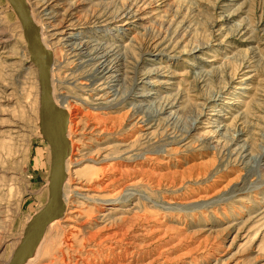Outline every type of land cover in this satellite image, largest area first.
I'll list each match as a JSON object with an SVG mask.
<instances>
[{
    "label": "rangeland",
    "instance_id": "1",
    "mask_svg": "<svg viewBox=\"0 0 264 264\" xmlns=\"http://www.w3.org/2000/svg\"><path fill=\"white\" fill-rule=\"evenodd\" d=\"M29 3L47 42V31L73 23L103 43L123 79L95 73L104 53L88 62L56 50L51 86L67 99L80 160L65 191L109 202L74 201L72 229L49 228L32 264H264V0ZM44 3L56 21H44ZM39 112L37 69L0 0V264L48 200ZM189 199L199 207L180 210ZM102 211L109 217L98 219Z\"/></svg>",
    "mask_w": 264,
    "mask_h": 264
},
{
    "label": "water",
    "instance_id": "2",
    "mask_svg": "<svg viewBox=\"0 0 264 264\" xmlns=\"http://www.w3.org/2000/svg\"><path fill=\"white\" fill-rule=\"evenodd\" d=\"M14 10L23 29L30 62L38 72L40 88V130L50 148V171L48 200L28 222L23 237L9 264H23L41 241L47 226L63 213V184L65 180V161L68 150L67 114L55 105L52 98L50 71L53 54L47 50L40 39L39 30L32 20L26 0H7Z\"/></svg>",
    "mask_w": 264,
    "mask_h": 264
},
{
    "label": "bare ground",
    "instance_id": "3",
    "mask_svg": "<svg viewBox=\"0 0 264 264\" xmlns=\"http://www.w3.org/2000/svg\"><path fill=\"white\" fill-rule=\"evenodd\" d=\"M145 2V1H144ZM133 3V2H132ZM134 3H138V1L137 2H134ZM26 4H27V7H28V11H29V14H30V16H31V18H32V20L34 21V23H36L35 22V20H34V17H33V13H34V9H32L31 8V6H30V3H29V0H26ZM68 4V3H67ZM143 4V3H142ZM131 5V4H130ZM133 5V4H132ZM29 8H30V10H29ZM124 8V7H123ZM131 8V7H130ZM133 8V7H132ZM131 8V9H132ZM131 9H129V10H131ZM124 10V9H123ZM126 10V9H125ZM127 10H128V8H127ZM126 10V11H127ZM39 13H43V15H41L42 17H44V21L45 20H52V21H56V19L58 18L57 17V14H55V12L53 11V10H51V4H45L44 3V5H41V7H40V11H39ZM132 13V12H131ZM130 13V14H131ZM124 13H122V16H125V15H123ZM35 15V14H34ZM117 16V15H116ZM115 17V16H114ZM118 17V16H117ZM122 19H120L121 21H124V19H125V17H121ZM135 17H133V19H134ZM114 19V18H113ZM131 19H132V17H131ZM136 19V18H135ZM42 20V19H41ZM65 20V19H64ZM116 20V19H115ZM114 20V21H115ZM128 20V19H127ZM62 21V20H61ZM117 21V20H116ZM49 23V22H48ZM67 23V22H66ZM124 23V22H123ZM47 26H49L48 24H47V22L45 23ZM122 24V23H121ZM131 24V23H130ZM74 25L75 24H65V26L63 25V27H61V28H59V29H56V28H53V29H50L51 31H47V32H53V33H51L50 34V38H49V40H51V41H53V42H51V44L49 43V42H47V40H46V36H45V33L43 32V26L41 27L39 24H37L36 23V26H37V28H38V30H39V34H40V39H41V42L43 43V45L47 48V50L49 51V52H51L52 54H53V66H52V68L54 67V58H55V54H56V50L57 49H59V48H64V49H66L68 52L70 51V53L71 52H79V55H80V59L83 61V59L84 58H87V61L88 62H93V61H95V58H94V55H101V54H103L107 49L105 48V46L104 45H102V44H93V42L90 40V41H88V40H83L84 38V36H86L83 32H76V28L74 27ZM126 25V24H125ZM61 26V25H60ZM59 26V27H60ZM78 28V27H77ZM53 30V31H52ZM118 30V29H117ZM102 31V30H101ZM113 33V32H112ZM95 34V33H94ZM83 36V37H82ZM96 36V35H95ZM102 36H104V35H102ZM107 36V35H106ZM114 37V36H113ZM117 37V36H116ZM57 40V41H56ZM105 44V43H104ZM53 45V46H52ZM200 48H201V46H200ZM203 48V47H202ZM113 49V48H112ZM104 51V52H103ZM110 51V50H109ZM116 51H118V49L116 50ZM108 52V51H107ZM69 53V54H70ZM117 53V52H116ZM119 53V52H118ZM75 56V55H74ZM119 56V55H118ZM76 58H77V54H76V56H75ZM98 58V60H99V56L97 57ZM109 58H111L110 56H109V53L107 54V53H104V55L103 56H101V59H100V64H99V66H98V68H96V70H95V73L96 74H102L103 75V78L104 77H107V76H109V75H112V74H114V73H118V70L119 69H117V70H114V64L112 65V61H114V60H112V61H109ZM120 58V57H119ZM118 58V59H119ZM115 59V58H114ZM117 59V60H118ZM80 61V60H79ZM86 61V62H87ZM116 61V60H115ZM81 62V61H80ZM31 63V62H30ZM114 63V62H113ZM91 64V63H90ZM95 64V63H94ZM98 64V63H97ZM194 65V64H193ZM51 68V69H52ZM51 72L52 71H50V80H51V85H52V83H53V79L51 78ZM120 73V72H119ZM101 75V76H102ZM97 76V75H96ZM136 77V76H135ZM108 78V77H107ZM115 78H117L116 80H115V82H117L118 83V85H119V83L121 82V80H123V79H121V74H117L116 76H115ZM110 79V78H109ZM108 79V80H109ZM100 80V79H99ZM105 80V79H104ZM106 81V80H105ZM133 81H135V84L133 85V86H137V83L138 82H140L141 80H140V78H137L136 77V79L135 80H133ZM143 82V81H142ZM116 86L117 85H114L113 83H112V85H110L108 88L109 89H111V93H113V92H117V89H115L116 88ZM51 89H52V86H51ZM115 91H114V90ZM110 93V94H111ZM113 95H115V94H113ZM147 95V94H146ZM143 96H145V93H144V95ZM146 97V96H145ZM216 97V96H215ZM52 98H53V101H54V103H55V105H57V106H59V107H62L65 111H66V114H67V130H66V136H67V140H68V150H67V156H66V161H65V168H66V171H65V180H64V184H63V203H64V210H63V213H62V215L57 219V220H54L53 222H51L48 226H47V228H46V230H45V232H44V235H43V237H42V239H41V241L39 242V244L37 245V247L35 248V250L33 251V253L30 255V256H28L27 257V259L24 261V263L23 264H32V262H34L36 259H37V256H38V253L40 252V250H41V248H42V246H43V243H44V240H45V235H46V233H47V231L49 230V228H53V226H58V224L60 223H63V225L64 226H67V227H70L71 228V226H72V223L74 222V219H75V215L76 214H78V212H77V210H74L75 208H76V206L75 205H73L72 203H74V201H76V200H81V201H84V202H87V203H91V204H93L94 206H98V207H102V206H105V205H107L108 204V202L109 201H106V200H102V199H98V198H95V197H93L92 195H89V194H87V193H84V192H86V190L85 191H80V190H77V189H75V188H73L70 192H66L65 191V185L67 184V183H69V181H70V176H71V174L73 173V170L71 169L72 167H74L77 163L79 164V162H80V160H79V158H78V160H76L75 161V157H79L75 152H74V142H72L71 141V133H72V120H70L71 118H69L68 117V115H69V111L67 112V110L64 108V104H65V102H66V98H64V97H62V96H59V95H57V94H55L54 93V91L52 90ZM215 99V98H214ZM156 100V99H155ZM157 101V100H156ZM170 102V101H169ZM173 102V101H172ZM175 102V101H174ZM154 104V103H153ZM152 104V105H153ZM175 103H173V104H171V106H170V108H172V107H175L176 105H174ZM116 106H113V108H115ZM137 107H141V106H137ZM97 109V108H96ZM164 109V108H163ZM168 108H165L164 110H165V113H166V110H167ZM100 110H103V109H100ZM162 110V109H161ZM94 111V110H93ZM163 111V110H162ZM159 114H162V112L161 113H159ZM147 116V115H146ZM171 117V116H170ZM77 118V117H76ZM151 120V119H150ZM139 121V120H138ZM196 121V120H195ZM149 122V121H148ZM153 122V121H152ZM143 124V126H142V128L143 127H145L146 125H148L147 123H145L144 121L142 122H138V124ZM140 124V125H141ZM227 126L228 125H224V127H223V130H225V131H227ZM192 128H194V126L193 125H191V127H190V129L189 130H191ZM220 133V132H219ZM226 134V133H225ZM240 134H242V131L240 130V129H238V131L237 132H235V134L233 135V138H238L239 137V135ZM225 137V136H224ZM126 145V144H125ZM247 145V144H246ZM246 145H243L242 146V149H243V152L245 151V147H246ZM264 151H262L261 153H260V155H259V158H261V156H263V153ZM82 156V155H81ZM83 157V156H82ZM81 158V157H80ZM82 159V158H81ZM104 160V159H103ZM119 161H120V159H119ZM96 162V161H95ZM99 163V162H98ZM116 163V162H115ZM128 163V162H127ZM134 163V162H133ZM97 164V163H96ZM138 165H140V164H138ZM103 166V165H102ZM122 166H123V164H122ZM141 166V165H140ZM99 167V166H98ZM103 168V167H102ZM193 168V167H192ZM199 168V167H198ZM124 169H126V168H124ZM129 169H133V170H135L134 169V167L133 168H129ZM129 169H126V170H123V172H128L129 171ZM122 171V170H121ZM191 171H198L197 173L198 174H200V171L199 170H191ZM134 172V171H133ZM76 173V172H75ZM166 176V175H165ZM89 191V190H88ZM90 192V191H89ZM130 194H128L129 196H133V195H136V193L135 192H129ZM142 196V195H141ZM144 198V197H143ZM142 199V198H141ZM111 202V201H110ZM195 202H196V200H192V199H189V200H187V203H185L184 205H182L183 207H181V209L180 208H177V209H180V210H182L183 208H185V209H189V208H191V207H194L195 205H193V204H195ZM211 203V202H210ZM210 203H202V204H200V206H205V205H208V204H210ZM213 203V202H212ZM175 205H177V204H175ZM178 206V205H177ZM75 207V208H74ZM165 207V206H164ZM195 207H199L198 205H196ZM78 208V207H77ZM76 208V209H77ZM168 208V207H167ZM169 208H171V207H169ZM175 209V208H174ZM79 210V209H78ZM114 210V209H113ZM127 210H125L124 208H122L121 209V212H126ZM109 217V214H106V212H103L102 211V213H98V219H101V220H104V219H106V218H108ZM84 223V222H83ZM82 224V223H81ZM80 224V225H81ZM167 224V223H166ZM63 229V228H62ZM72 229V228H71ZM52 230V229H51ZM163 230V229H162ZM179 234V233H178ZM94 237V236H93ZM181 243V242H180ZM167 251V250H166ZM159 255V257H161L160 255H162V253H159L158 254ZM40 258V257H39ZM44 258V257H43ZM41 260H43L42 258H41ZM39 261H40V259H39ZM36 263V262H35ZM151 263V262H150Z\"/></svg>",
    "mask_w": 264,
    "mask_h": 264
}]
</instances>
